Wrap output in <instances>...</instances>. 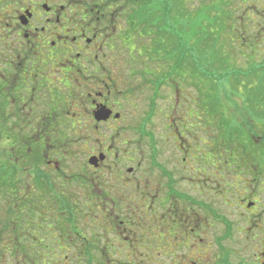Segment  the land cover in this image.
Here are the masks:
<instances>
[{"label":"flooded vegetation","instance_id":"af4514ba","mask_svg":"<svg viewBox=\"0 0 264 264\" xmlns=\"http://www.w3.org/2000/svg\"><path fill=\"white\" fill-rule=\"evenodd\" d=\"M147 4L0 0V264H264L258 118L203 112Z\"/></svg>","mask_w":264,"mask_h":264},{"label":"rangeland","instance_id":"374dc122","mask_svg":"<svg viewBox=\"0 0 264 264\" xmlns=\"http://www.w3.org/2000/svg\"><path fill=\"white\" fill-rule=\"evenodd\" d=\"M166 4H147L144 16L152 17L158 54L171 59L176 81L190 74L199 102H207L208 117L221 111L229 125L234 114L258 118L253 129L264 132V0H173L172 21ZM153 32L145 30V44L155 38Z\"/></svg>","mask_w":264,"mask_h":264},{"label":"trees","instance_id":"16d2710c","mask_svg":"<svg viewBox=\"0 0 264 264\" xmlns=\"http://www.w3.org/2000/svg\"><path fill=\"white\" fill-rule=\"evenodd\" d=\"M161 1H165V3L167 2V8L166 10H168V12L166 13L168 16H172L173 15V10H174V5L172 4L173 3V0H160V4H161Z\"/></svg>","mask_w":264,"mask_h":264}]
</instances>
